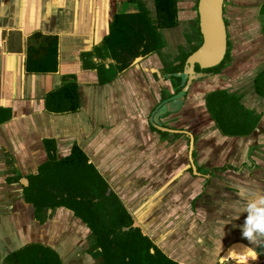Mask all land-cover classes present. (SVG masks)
Wrapping results in <instances>:
<instances>
[{"label": "crops", "instance_id": "1", "mask_svg": "<svg viewBox=\"0 0 264 264\" xmlns=\"http://www.w3.org/2000/svg\"><path fill=\"white\" fill-rule=\"evenodd\" d=\"M178 1L179 21L195 20V0ZM142 10L154 19L152 0H0V110L11 114L0 123V264L31 242L50 245L62 264H101L85 223L65 211L36 217L25 201L27 177L48 157L45 140L54 141L58 159L74 145L86 154L141 233L170 262L162 264H237L245 257L229 253L244 254L238 246L259 254L248 264H264V243L243 238L247 213L239 211L264 196V99L237 91L243 73L238 63L217 85L229 77L240 87H200L181 103L171 100L175 87L167 69L194 51L197 24L157 30L164 44L159 54L120 53L119 29L111 31L121 22L115 16ZM256 23L258 38L244 55L258 60L264 37L257 13ZM47 37H57L56 72L27 73L29 47L38 49ZM255 67L252 78L264 62ZM70 77L78 86L79 110L47 113L45 96ZM225 89L243 94L244 106L246 100L261 116L244 140L211 133L203 97ZM228 161L234 166L219 168Z\"/></svg>", "mask_w": 264, "mask_h": 264}, {"label": "trees", "instance_id": "2", "mask_svg": "<svg viewBox=\"0 0 264 264\" xmlns=\"http://www.w3.org/2000/svg\"><path fill=\"white\" fill-rule=\"evenodd\" d=\"M153 4L155 16L152 22L147 17V12L141 11L135 15L115 16L114 22H121L118 26L113 23L111 31L119 29L117 45L120 53L133 57L158 53L160 47L157 30L177 27V0H153ZM262 7L261 14H264V5ZM108 37L106 42L110 40ZM57 45V37H47L38 49L29 47L25 62L26 72H56ZM32 54L39 55L32 57ZM183 62L177 67H172L168 73L180 72ZM125 65L126 63L122 64L123 67ZM221 66L222 64L207 72H217ZM64 79L70 82L45 96L47 113L63 115L79 110L78 86L72 82L73 77ZM171 81L174 87L179 86L181 82L175 77H172ZM252 85L253 91L264 98V70L252 79ZM205 104L216 128L223 136L250 135L259 120V116L256 121L251 120L250 112L243 109L240 100L225 90L207 94ZM10 115L9 109H1L0 123L7 121ZM43 144L47 147V160L38 167L35 175L27 177L28 186L24 189L25 201L31 203L38 217L44 215L47 209L64 207L71 210L90 230L94 246L99 250L97 256L102 259L101 264H162V260L170 263L151 240L141 233L140 228L132 227L131 215L117 196L109 191L105 179L78 146H72L67 156L58 159L54 141L45 140ZM234 249L242 253L248 251L242 246ZM4 263L62 264L52 248L40 244L22 246L8 254Z\"/></svg>", "mask_w": 264, "mask_h": 264}, {"label": "water", "instance_id": "3", "mask_svg": "<svg viewBox=\"0 0 264 264\" xmlns=\"http://www.w3.org/2000/svg\"><path fill=\"white\" fill-rule=\"evenodd\" d=\"M227 2L225 3V0L198 1L197 28L199 29V43L195 47L194 51L187 55L186 59L183 62L182 70L170 75V80L172 77L179 78L181 80L179 86L177 88L175 87V90H173V94H175L173 97H171V100L174 99L175 101H177V103H181L189 94H193L196 88L207 87V89L209 90L216 80L225 77L227 74H229V72H232V70H236V65L238 64L236 63V58L232 57L231 54H229V63L224 65V67L218 74H211L210 72H207L208 70L218 68L225 59L227 51V41H230L228 28L225 27L223 21L225 18H227L225 14L226 8L228 7ZM227 34H229V39L227 37ZM166 74L168 75L167 72ZM171 84L173 86L172 81ZM207 91L203 94V96L207 94ZM204 98L205 97H203V100ZM209 118L211 120V133H215L217 136L225 138V136H223L216 128L211 116H209ZM235 139L244 140V137H236ZM190 150H193V144H190ZM233 164V162L231 163L228 161L224 164H221L219 168L222 169L223 167L227 168L229 166L233 167ZM22 182L23 184L27 185L26 179H23ZM32 207L33 206L31 205V209L34 210V208ZM63 211L70 213L73 217H75L71 210L64 207L49 209V215L53 218L57 214H59V212ZM132 227L139 228V225L137 222H133ZM90 236L94 241L93 236ZM28 244H40L51 247L50 245H47V243L41 242H31Z\"/></svg>", "mask_w": 264, "mask_h": 264}, {"label": "rangeland", "instance_id": "4", "mask_svg": "<svg viewBox=\"0 0 264 264\" xmlns=\"http://www.w3.org/2000/svg\"><path fill=\"white\" fill-rule=\"evenodd\" d=\"M264 0H228L226 8V16L229 22L228 24V32L230 34V54L232 57L236 58V63H239V67L237 68L238 72H243L241 75L240 86L241 88L237 89V91L242 90L248 95L250 93V82L251 75L258 72L259 67L256 66V62L263 61L264 56L262 55L261 59H258L256 56H245L244 53L250 50L251 47L249 42L255 41L258 38L257 34L259 28L256 23V10L259 4ZM246 24V25H245ZM241 25H245L246 27H241ZM181 29V28H180ZM179 29V30H180ZM179 30H176L178 32ZM228 34V35H229ZM248 43V44H245ZM264 54V53H263ZM256 70V71H255ZM229 78V77H228ZM225 81L226 84L220 83L217 85V80L212 84L211 88L225 87L229 89H233L234 81H229L228 79ZM221 82H224L221 80ZM235 86V88L240 87ZM234 88V89H235ZM244 98V97H243ZM243 101V99L241 100ZM245 107L249 109H254L250 105L246 104Z\"/></svg>", "mask_w": 264, "mask_h": 264}, {"label": "clouds", "instance_id": "5", "mask_svg": "<svg viewBox=\"0 0 264 264\" xmlns=\"http://www.w3.org/2000/svg\"><path fill=\"white\" fill-rule=\"evenodd\" d=\"M239 211L241 214L247 213L241 228L243 238L255 245L264 243V196L248 201ZM249 252L251 255H249ZM234 254L236 257L241 255L245 257L244 260H238L237 264H248L249 260L256 261L259 255L255 249H248L244 254L231 252L229 257Z\"/></svg>", "mask_w": 264, "mask_h": 264}, {"label": "flooded vegetation", "instance_id": "6", "mask_svg": "<svg viewBox=\"0 0 264 264\" xmlns=\"http://www.w3.org/2000/svg\"><path fill=\"white\" fill-rule=\"evenodd\" d=\"M153 1V0H152ZM198 1L199 0H195V5L193 6V11L196 13V18H195V20H185V21H183V22H181V21H179V18H178V5H179V1L177 0V4H176V6H177V20H178V24H192V28L194 27V25L195 24H198V20H197V6H198ZM228 0H225V3L227 2ZM154 5V4H153ZM264 5V1L260 4V6H259V10H258V12H257V22H258V24H260V28H261V32H262V34H263V37H264V29H263V24H264V14H261V11H262V6ZM141 12H147L146 10H142ZM224 12V11H223ZM138 14V13H137ZM133 15H135V14H133ZM149 14H148V12H147V17L150 19V21L152 22L154 19H151L149 16H148ZM154 16H155V9H154ZM224 24H225V27L226 28H228V24H229V22H228V20H227V18H225L224 20ZM119 24V23H118ZM122 24V23H121ZM153 24V23H152ZM178 26V25H177ZM176 28V27H175ZM171 29H173V28H171ZM158 30H162V29H158ZM198 31H199V29L197 28L196 29V32L195 33H197V34H199L198 33ZM194 35V34H193ZM159 36V35H158ZM182 37H183V39L186 41V42H188V41H190V35H188V34H183L182 35ZM227 37H228V39H229V35L227 34ZM158 45H159V47H160V51L158 52V54L161 52V50H162V48H163V43H162V41H161V39H160V36H159V42H158ZM229 54H230V41L228 40L227 41V51H226V55H225V59H224V61L221 63L222 64V66H221V68L220 69H218V71L217 72H210L211 74L213 73V74H218L219 72H220V70L224 67V65H226L227 63H229V61H230V56H229ZM187 55L188 54H181V56H179V61H178V63H177V65L176 66H174V67H177L178 65H180V63H182L183 62V60L184 59H186V57H187ZM220 64V65H221ZM219 65V66H220ZM172 69V68H171ZM170 70L169 69H167V72H169ZM169 74H173V73H169ZM252 78V77H251ZM253 79V78H252ZM252 79H251V82H250V92H252L253 91V85H252ZM225 91L228 93V94H233L236 98H238V100H240V104H241V106L243 107V109H245V110H247V111H249L250 112V117H251V120L252 119H255V121H256V118H257V114H256V112L253 110V109H249V108H246L245 106H244V104H243V101H241L242 100V96H243V94H242V96L241 95H239L238 93H237V91L236 92H230L229 90H227V89H225ZM262 99H264V98H262ZM261 117V116H260ZM259 117V118H260ZM47 210H49V209H47ZM46 210V211H47ZM34 212H35V216L36 217H38V215H37V213H36V211L34 210ZM43 215V214H42Z\"/></svg>", "mask_w": 264, "mask_h": 264}]
</instances>
